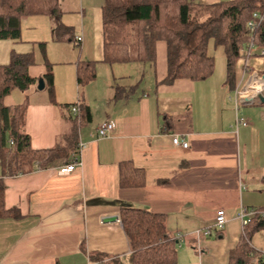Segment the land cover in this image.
<instances>
[{
  "label": "crops",
  "instance_id": "0c3cea01",
  "mask_svg": "<svg viewBox=\"0 0 264 264\" xmlns=\"http://www.w3.org/2000/svg\"><path fill=\"white\" fill-rule=\"evenodd\" d=\"M104 4L105 0H59L61 22L71 28L73 39L55 40L51 21L45 22L35 40L46 43L47 57L54 62L58 99L54 104L49 91L45 97L28 95L26 132L32 146H64L71 139L85 146L79 154L81 165L67 174L59 171L66 158L4 178L0 165L4 204L11 211L0 215V264H132L120 220L124 206L166 215L169 233L183 239L175 264H229L244 234L241 209L264 207V100L258 96L253 103L244 102L249 105L244 113L248 125L233 116L239 103L244 104L236 90L253 77L264 76V56L253 49L252 55L238 61L234 88L226 83V68L217 82L213 73L201 80L166 84L167 44L158 41L156 66H147L148 81L143 83L144 72L136 82L125 83L128 69H117L144 62H103ZM77 36H82L80 43L74 41ZM81 61L97 62L96 78L83 87L77 82ZM44 68L36 77L44 75ZM115 84L123 87L118 97ZM61 89L68 100L59 99ZM81 98L92 118L75 129L62 106ZM163 114L171 118L169 130ZM104 121L116 126L99 137L98 127ZM175 134L189 146L175 145ZM125 161L144 170L142 186L121 184L120 163ZM222 209L227 222L216 230L215 239H210L214 229L208 236H198L214 225ZM112 215L118 219L104 221ZM251 242L263 256L264 230L256 232ZM255 261L261 263L258 257L251 262Z\"/></svg>",
  "mask_w": 264,
  "mask_h": 264
},
{
  "label": "trees",
  "instance_id": "16d2710c",
  "mask_svg": "<svg viewBox=\"0 0 264 264\" xmlns=\"http://www.w3.org/2000/svg\"><path fill=\"white\" fill-rule=\"evenodd\" d=\"M254 12L262 20L252 29L249 21ZM47 15L53 23V35L57 41L73 39L70 27L61 22L59 0H0V39L20 40L21 20L26 16ZM103 62L113 65L130 62H149L156 66L157 42L167 44V75L163 83L177 79L201 80L210 77L215 70V60L209 54L211 40L224 47L226 57V83L236 84V67L253 49L264 50V0H224L201 4L196 0H105L103 6ZM76 42V38H74ZM251 42L254 43L253 47ZM46 71L42 76L50 98L57 104L53 65L46 53V43L40 42ZM32 51L12 52L8 64H0V165L2 178L30 173L49 165L56 159L66 158L72 163L79 157L76 140L68 145L36 149L26 132L28 96L14 106L5 105V97L14 90L25 92L38 83L40 77L30 74L34 64ZM96 61L78 62L79 87L97 76ZM123 87L115 84V97ZM77 106V113L72 107ZM68 112L75 129L92 116L88 104L81 98L62 106ZM164 127L169 130L171 118L163 114ZM121 184L127 187L145 183L144 170L131 161L120 163ZM5 185L0 179V215L10 210L4 204ZM250 222L244 226V234L237 248L231 252L229 264H249L258 257L264 264V254L253 247L252 237L264 230V207L255 208ZM11 212V211H10ZM120 220L132 251V264H175L180 238L171 235L166 215L147 209L124 206Z\"/></svg>",
  "mask_w": 264,
  "mask_h": 264
},
{
  "label": "rangeland",
  "instance_id": "374dc122",
  "mask_svg": "<svg viewBox=\"0 0 264 264\" xmlns=\"http://www.w3.org/2000/svg\"><path fill=\"white\" fill-rule=\"evenodd\" d=\"M36 20L38 22H36V25H35L34 21H36ZM51 21H52V19L47 15H42V16L33 15V16L23 17L21 20V27H22L21 40L14 41L11 39H0V64H8L10 62L12 52L25 53V52L32 51L34 54L35 62H34V64H32L30 66L29 72L33 76H39L38 74H39L40 70L45 69L44 66L46 67V64H45V60H44V54L42 53V51L40 49V44L35 40L38 37V35L39 36L42 35L41 29L45 26V22L50 24ZM46 26H47V24H46ZM208 50H209V54L212 55L214 57V60H215V71H214V73H215L214 79L215 80L214 81L217 82L221 79L222 76H224V71L226 68L224 47L222 45H219V46L215 45V42L213 40H211L209 43V49ZM48 60L50 63H52L53 66H55L53 61H51L49 58H48ZM150 65L151 64L149 62L133 63L130 66H121L117 70H121L124 68L128 69L127 70L128 75L125 77V79H123V81L125 80L124 81L125 83H129L131 81L136 82L137 81L136 80L137 75H140V73H142L141 76H143V73L146 72V76L145 77L143 76L145 79L143 81V83H145L148 81L149 76L151 75V74H149V70L146 71L147 66H150ZM130 71H131V73L129 74ZM130 75L134 76L135 78L133 77L131 79ZM143 83H142V85H143ZM33 91H35V92H33ZM23 93L24 92H21L20 90H14L13 92H11L9 95H7L5 97V105L11 107V106L18 104L19 102L22 101V97L24 98V96H22V95H25V94H26V96H28L30 94L32 95V93H35L34 95H36L37 98L41 95H44V97L48 96V89L47 88L39 89L38 83H37V85L29 88L25 94H23ZM63 93H64V90L61 89V95H60L59 99L63 98L65 100H68V98H70V97H68V94L67 93L63 94ZM212 93H213V96H215V94H216L215 89H213ZM34 95L32 97L29 96V97H31V101H32V98L34 99ZM56 99H58L57 96H56ZM239 105H240L239 110H237V113H239V114L237 115V113L234 112L235 115H233L235 118V121H237L240 118L243 120H245V119L249 120L247 117H245V114H244L249 105L245 104V103L244 104L239 103ZM67 123H69V122H67ZM69 125L71 126V124H69ZM215 237H216V230L214 229L213 234L211 235L210 239H215ZM249 264H263V263H258L255 261V262H250Z\"/></svg>",
  "mask_w": 264,
  "mask_h": 264
},
{
  "label": "built area",
  "instance_id": "2783aa9c",
  "mask_svg": "<svg viewBox=\"0 0 264 264\" xmlns=\"http://www.w3.org/2000/svg\"><path fill=\"white\" fill-rule=\"evenodd\" d=\"M262 20V16L258 12H254L253 19L249 21V26L254 29L256 27V24L259 23ZM76 40L78 43L82 41V36H77ZM254 43L251 42V46L253 47ZM261 54L264 56V50L261 51ZM255 90V91H254ZM264 91V76L259 75L258 79L256 77H253V80L248 82L244 88L236 90L237 97L240 101L246 102V103H253L254 100L258 99V96L262 94ZM73 113H77L78 107L74 106L72 107ZM239 124L248 125L246 121L243 119H238ZM115 122L114 121H104L102 122L98 127V136L103 137L109 135L114 129H115ZM173 143L177 146H182L184 148H187L189 146V143L187 140L182 139L179 135L175 134L172 136ZM85 146V143L80 142L78 147L79 151L82 150V148ZM81 165V158L80 156L75 158V160L72 163H67L66 165L62 166L60 168V173L67 174L73 170L76 169L77 166ZM254 214V210H246L241 209L239 213V217L244 226L247 225L250 222L251 215ZM227 222V216L225 211L219 210L217 212L215 223L212 227H207L203 229L202 233H198L200 236L201 234L208 236L211 234L212 230H222ZM180 238V242H182V236L178 235ZM181 245V243H179Z\"/></svg>",
  "mask_w": 264,
  "mask_h": 264
},
{
  "label": "water",
  "instance_id": "95a60500",
  "mask_svg": "<svg viewBox=\"0 0 264 264\" xmlns=\"http://www.w3.org/2000/svg\"><path fill=\"white\" fill-rule=\"evenodd\" d=\"M38 88L39 89H44L45 88V80L43 77H40L39 80H38ZM260 99L261 100H264V97L263 95H259ZM118 219V215H112V216H109V217H105L104 218V221H115Z\"/></svg>",
  "mask_w": 264,
  "mask_h": 264
}]
</instances>
